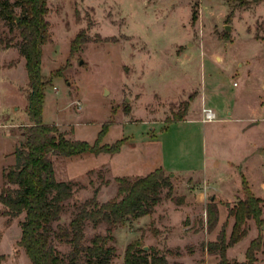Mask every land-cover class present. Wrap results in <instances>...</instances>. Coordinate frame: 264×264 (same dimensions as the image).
<instances>
[{
	"label": "rangeland",
	"instance_id": "rangeland-1",
	"mask_svg": "<svg viewBox=\"0 0 264 264\" xmlns=\"http://www.w3.org/2000/svg\"><path fill=\"white\" fill-rule=\"evenodd\" d=\"M47 7L51 42L42 47L41 73L60 75L45 86L43 122L90 143L109 123L102 143L124 140L113 155L51 154L56 178L74 183L54 228L68 224L75 204L95 188L99 201L109 200L115 177L162 165L171 197L164 189L151 214L113 229L110 264H124L134 239L164 253L169 264H219L207 244L223 228L229 238L234 217L228 210L244 198L242 181L263 200L264 221V0H47ZM20 12L16 7L15 20ZM19 31L0 16V186L29 124ZM204 107L215 121H203ZM215 174L226 178L224 193ZM210 203L218 214L208 229ZM4 210L0 203L1 264H32L18 244L23 213L10 217ZM246 226V235L227 248L228 259L245 260L250 241L260 234L264 240V223L249 219ZM84 232L88 241L105 234L106 225L87 222ZM53 241L65 258L71 245ZM256 257L255 264H264V244Z\"/></svg>",
	"mask_w": 264,
	"mask_h": 264
},
{
	"label": "trees",
	"instance_id": "trees-1",
	"mask_svg": "<svg viewBox=\"0 0 264 264\" xmlns=\"http://www.w3.org/2000/svg\"><path fill=\"white\" fill-rule=\"evenodd\" d=\"M16 7L21 11L18 22L14 17ZM47 12V0H0V16L10 19L20 29L19 52L25 59L28 78L26 112L29 119V124L23 125L22 138L13 150L14 163L3 170L0 203L5 207L4 213L10 217L23 213L18 244L23 247L32 264H110L115 253L114 246L109 243L113 239V229L132 219L151 214L162 200L164 189L171 197L173 185L161 166L145 175L117 176V190L113 198L99 201V188H95L91 197L75 204L68 224L58 223L54 228L53 221L61 219L65 203L73 195L74 183L56 178L51 154L65 157L82 153L115 154L124 140L102 143L101 134L109 123L103 125L98 137L90 143L70 139L66 137L67 132L60 131L55 124L43 122L45 86L60 75V71L52 72L48 77L41 73L42 47L51 42L49 22L45 17ZM79 35H76L73 43ZM178 119L181 120V117ZM242 184L244 198L228 210V216L234 217L229 238H226L223 228L217 239L207 244L210 254H218L219 264H255L256 252L264 244L260 234L250 241L245 260H230L226 256L227 248L246 235L248 219H253L259 226L264 223L263 200L252 194L245 181ZM217 214V206L210 203L207 207L208 229L216 224ZM87 222L105 224L106 233H96L86 241L84 226ZM54 239L71 245L65 258L57 250ZM3 258L4 255L0 254V264ZM124 264H169V261L164 253L152 247L145 250L141 240L134 239L125 247Z\"/></svg>",
	"mask_w": 264,
	"mask_h": 264
},
{
	"label": "crops",
	"instance_id": "crops-1",
	"mask_svg": "<svg viewBox=\"0 0 264 264\" xmlns=\"http://www.w3.org/2000/svg\"><path fill=\"white\" fill-rule=\"evenodd\" d=\"M23 63H24V65H25V60L23 61ZM2 65H3V63H1ZM27 81H28V78H27ZM219 119H224V120H230V119H232L231 117H228V118H219ZM235 119H237V118H235ZM182 120V119H181ZM186 120H188V119H186ZM216 120V119H215ZM215 120H212V121H215ZM6 122H9V121H4V123H2V125H5V124H7ZM207 122H211V121H207ZM8 124H10V125H13V126H15V124L14 123H8ZM248 126H246V128H242V132H245V131H247L248 130ZM113 155V154H112ZM247 161L248 160H246V162H245V165L247 166ZM214 163H216L217 165H219V163H217V162H214ZM10 164H12V163H10ZM163 167L162 165H159L158 167ZM157 168V167H156ZM232 169V168H231ZM164 170H166V171H168L167 169H164ZM148 173V172H147ZM143 175H145V174H143ZM208 175V174H207ZM214 178H215V180L214 181H216V182H218L219 184L221 183V184H223V182H224V179H226L225 178V176L223 175V174H215V176H214ZM221 184H220V186H221ZM222 186L220 187V191H222V189H223V193H224V188H222ZM249 220V219H248ZM247 220V221H248ZM228 250V249H227Z\"/></svg>",
	"mask_w": 264,
	"mask_h": 264
},
{
	"label": "built area",
	"instance_id": "built-area-1",
	"mask_svg": "<svg viewBox=\"0 0 264 264\" xmlns=\"http://www.w3.org/2000/svg\"><path fill=\"white\" fill-rule=\"evenodd\" d=\"M202 112H203V115H204L203 121H212V120H215L216 115H215V112L211 108L204 107L202 109Z\"/></svg>",
	"mask_w": 264,
	"mask_h": 264
},
{
	"label": "water",
	"instance_id": "water-1",
	"mask_svg": "<svg viewBox=\"0 0 264 264\" xmlns=\"http://www.w3.org/2000/svg\"><path fill=\"white\" fill-rule=\"evenodd\" d=\"M16 17H17V16H16ZM16 20H19V18L17 17ZM225 29H226V30H229V29H230L229 25H226V26H225ZM80 63H82V60H80ZM105 91L107 92V90H105ZM143 248H144V249H147L148 246H143Z\"/></svg>",
	"mask_w": 264,
	"mask_h": 264
}]
</instances>
